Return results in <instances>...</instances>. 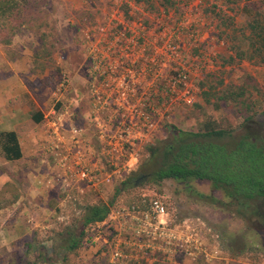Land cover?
Returning <instances> with one entry per match:
<instances>
[{
  "label": "rangeland",
  "instance_id": "rangeland-1",
  "mask_svg": "<svg viewBox=\"0 0 264 264\" xmlns=\"http://www.w3.org/2000/svg\"><path fill=\"white\" fill-rule=\"evenodd\" d=\"M126 1L44 0L34 26L15 29L17 34L14 38L17 39L15 46L18 47V43L26 45L30 50L34 67L40 69L35 73L37 81L32 82L35 86L34 96L36 98L50 96L49 105L58 112L64 111L65 108L77 107L76 112L74 109L72 111L73 122L84 127L87 123L80 109L82 110L86 105L87 87L85 89L84 85L79 84L80 88H75L77 94L67 89L68 79L73 73L75 76L77 74L81 76L85 83L84 66L82 65L85 56L83 46L85 45L81 41V32L88 28L89 24L101 20L105 13L114 9L120 12L127 10ZM159 2H164V4L161 5ZM245 2V0H149L148 5L142 4L144 9L155 13L160 9H173L176 11L175 15L182 7L186 9L195 5L209 26L208 29L214 31L223 40V45H217L219 53L214 60L211 59L203 80L198 85L199 92L195 102L190 106L175 109L173 117L164 125V129L157 132L151 139V144H148L153 145L165 140L169 133V125L192 132L202 131L205 125L221 128L227 133L219 137L217 141L229 143L240 133L239 125L249 111L258 112L264 109V64L245 59L238 60L233 54L232 46L236 43L233 36L237 34L236 30L240 29L243 23L240 7ZM184 4L186 5L183 6ZM2 36L1 31L0 38ZM2 41L0 39V66L3 59L12 55L13 46L9 45L11 37L6 43ZM56 59L60 63H57ZM64 79L66 81H63ZM238 87L243 93L245 92L243 95L238 94ZM60 88H66L67 96L77 101L70 104L61 102L56 93ZM226 95L229 99L220 98ZM259 117L264 120V115L261 114ZM88 131L90 133L88 143L97 153L98 143L91 130ZM145 147L139 151L138 163L132 170H137L146 158ZM99 158L104 172L108 173L110 168L104 164L103 158L100 156ZM22 166V163L13 164L4 160L0 154V264H29L30 262H34L33 264H85V257L89 252L87 248L96 242L90 240L89 228L93 223L84 227V236L80 245L74 251L65 253L63 260L56 258L59 255L58 252L53 255L50 251L61 243L60 232L64 233L66 229L77 231L78 220L85 205L111 200L110 208L129 207L138 205L143 197L160 198L166 210L165 219L177 229L187 227L191 238L201 243L200 248H193L188 257L174 256L171 262L152 263L182 264V261L187 259L184 262H189V264H264L263 216L259 218L252 214L244 218L239 217L223 209L222 206L207 203L195 195H188L178 184L167 179L157 184L142 183L124 189L112 197L113 188L121 179L99 182L95 186L86 185L83 182L71 183L64 187L57 183L49 186L46 183L35 182L33 177H30L28 181H23L21 179ZM129 172H121L122 178ZM6 176L9 178L6 179ZM190 186L195 191L203 194L211 192L216 198L222 199L220 192L211 191L206 181H192ZM38 187L43 188L44 195L56 193L65 195L66 199L59 205L52 200H43L44 203L52 206L53 211L48 212L42 210V207L38 209L36 205L28 208L26 207L27 200L17 198L23 190ZM16 200L17 202H14ZM22 202L26 207L22 211L25 214L23 220L29 227L27 237H30L34 245L46 241L43 244L46 248L50 247L44 253L46 255H43L44 257L40 255L35 259L37 256L32 252L33 248L24 250L25 241L20 233H18L20 238L16 241L6 236L5 226L9 224L8 220L12 215H6L1 209L7 206H14L15 210L21 209ZM35 207L37 210L33 213ZM37 216L38 219L35 220ZM21 220V216L17 217L19 224L22 223ZM34 222L44 227L36 231L34 228L37 227L33 225ZM48 228L51 230L48 231ZM96 234L103 233L97 232ZM34 249L40 251L39 245ZM46 258L53 259L47 260ZM152 263L147 261L146 264Z\"/></svg>",
  "mask_w": 264,
  "mask_h": 264
},
{
  "label": "built area",
  "instance_id": "built-area-1",
  "mask_svg": "<svg viewBox=\"0 0 264 264\" xmlns=\"http://www.w3.org/2000/svg\"><path fill=\"white\" fill-rule=\"evenodd\" d=\"M125 3L127 10L105 13L81 32L86 125L98 143V162L100 156L110 171L93 164V147L73 125L67 147L53 146L62 187L122 179L121 172L137 165L139 151L174 110L195 102L198 85L219 53L217 45H223L195 5L182 7L175 15L173 9L155 13L138 2ZM139 203L110 208L102 221L90 226V240L102 237L101 251L108 264L171 262L174 256L185 258L200 248L187 227L177 229L165 219L160 198L143 197Z\"/></svg>",
  "mask_w": 264,
  "mask_h": 264
},
{
  "label": "trees",
  "instance_id": "trees-1",
  "mask_svg": "<svg viewBox=\"0 0 264 264\" xmlns=\"http://www.w3.org/2000/svg\"><path fill=\"white\" fill-rule=\"evenodd\" d=\"M135 1L143 5L149 4V0ZM245 1L240 7L243 23L233 36L236 41L232 46L233 54L238 60L264 64V0ZM43 2L44 0H0L2 42H8L15 29L34 26ZM238 89L239 95L245 93L241 88ZM222 97L229 99L227 95L220 96ZM261 114L264 115V109L249 111L239 125L240 133L229 143L217 141L227 133L221 128L205 125L202 131L192 132L169 125L167 138L145 147L146 158L137 170L130 171L119 181L113 188L112 197L142 183L157 184L167 179L178 184L188 195L222 206L239 217L252 214L258 216L259 212L260 217H264V120L259 117ZM38 119L33 116V120ZM0 154L5 160H15L21 156L13 131H0ZM192 181H206L211 191L220 192L222 199L216 198L211 192L203 194L193 190L190 186ZM110 205L111 200L85 205L78 220L77 231L66 229L64 233L60 232L61 243L50 250L53 255L58 252L56 258L63 260L65 253L78 248L84 236V227L102 221ZM43 243L46 241L37 244L40 251L34 249L37 245L34 246L33 243H25L23 248H33L32 252L37 259L40 255L46 256L44 253L50 249Z\"/></svg>",
  "mask_w": 264,
  "mask_h": 264
},
{
  "label": "crops",
  "instance_id": "crops-1",
  "mask_svg": "<svg viewBox=\"0 0 264 264\" xmlns=\"http://www.w3.org/2000/svg\"><path fill=\"white\" fill-rule=\"evenodd\" d=\"M15 37H17V34L14 31L11 36V43L9 44L13 45L12 55L3 59L0 66V74L2 75L0 77V131L11 130L15 133L21 156L18 159L7 161L12 162L13 164L18 162L23 164L21 168V179L23 181H28L30 177H33L34 181L36 180L35 182H38L39 184L46 183L47 185L52 186L53 183H57L59 186H62L60 178L61 170L57 156L53 151V146L58 143L61 145V149L67 147L72 136L69 130L73 125L79 126L82 129L81 137L83 138V141L88 143V134H90L88 133L89 129L87 126L84 127L73 122L74 115L72 111L74 109L76 112L77 107L75 108L74 106L71 109L65 108L64 111L58 112L50 107V96L45 95V98H36L34 96L35 86L32 85V82L37 81L35 73L40 69L34 67L30 50L26 45L24 46L18 43L19 46H15V41H17V39H14ZM208 43H212V41H209ZM56 62L60 63L58 59H56ZM79 84L82 86L84 85L86 89V82L84 83L83 78L78 74L75 76L73 73L68 79V91L77 94L75 90L78 89V87L80 88ZM65 90L66 88H60L59 92H56L60 101L69 104L73 102L75 103L77 100L68 97V91L65 92ZM63 91L65 93H62ZM87 102L86 96V105L82 110L80 109V111L84 113V121H86ZM68 110L70 111L67 112ZM33 116H36L39 119L35 121L33 120ZM96 156L97 153L95 151L90 158L95 161L93 164L100 166ZM8 178L9 176H6V179ZM64 196L56 193L44 195L43 188L38 187L31 190H23V193L17 198L22 199L23 201L27 200L28 203L26 202V207L28 208H32V205H36L38 206V209L42 207V210L51 212L53 211L52 206L44 203L43 200H52L59 205L66 199ZM14 202H17V200ZM26 207L22 202L21 209L15 210L14 206H7L5 209L1 210H4L6 215H12L8 220L9 224L5 226L6 236L13 238L15 239L14 241H16L20 238V235L18 234L20 233L22 237H24L23 241L32 245L30 237H27V229H29V227H27L26 222L23 220L25 214L22 211H24ZM36 210L35 207L33 213H35ZM16 212L18 213L15 215ZM19 216L22 217V223L20 224L17 221V217ZM37 219L38 216L35 217V220ZM33 225L37 227L34 228L36 231H40L44 227L36 222H34ZM50 230L51 229L48 231ZM101 244L102 237H99L95 243L87 248L90 253L88 252L86 254L85 264H108L104 260V255L101 251ZM184 261H187V259L183 260L182 264H189V262L185 263Z\"/></svg>",
  "mask_w": 264,
  "mask_h": 264
},
{
  "label": "flooded vegetation",
  "instance_id": "flooded-vegetation-1",
  "mask_svg": "<svg viewBox=\"0 0 264 264\" xmlns=\"http://www.w3.org/2000/svg\"><path fill=\"white\" fill-rule=\"evenodd\" d=\"M260 214H261V212L258 213L259 218H260Z\"/></svg>",
  "mask_w": 264,
  "mask_h": 264
}]
</instances>
